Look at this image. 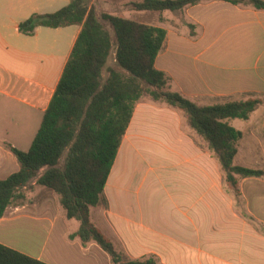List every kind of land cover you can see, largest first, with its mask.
I'll list each match as a JSON object with an SVG mask.
<instances>
[{
    "label": "crops",
    "instance_id": "crops-1",
    "mask_svg": "<svg viewBox=\"0 0 264 264\" xmlns=\"http://www.w3.org/2000/svg\"><path fill=\"white\" fill-rule=\"evenodd\" d=\"M116 1L118 12L115 0H108L105 9L109 14L166 30L155 66L170 77V90L199 106L263 101L244 120L237 156L245 138L262 146L264 50H256L264 44V11L216 0L183 11H163L161 23L160 12L125 6L140 0ZM69 2L0 0V179L19 169L5 144L25 151L19 141L30 145L32 140L30 135L20 137L21 128L12 132L10 124L28 123L33 117L39 127L81 30L80 25L37 27L32 35H25L18 25L32 14L53 13ZM175 12L179 13V26L198 31L169 29V13ZM225 30L229 34L221 33ZM153 123L155 132L149 140L157 145V152L150 159L153 185L147 194L142 191L143 179H135L136 166L125 174L119 154L133 147L132 139L145 136L141 132L145 124ZM135 149L132 160L139 153ZM209 159L212 161L207 162L206 151L190 140L177 110L138 102L100 201L90 210L91 221L131 259L154 257L158 264H264V243L259 242L264 236L253 227L239 225L247 220L234 210L235 198L223 197L221 169L210 155ZM48 206L8 207L0 218V243L48 264H112L96 243L83 244L79 238L69 237L78 229V221L69 227L66 218L55 217ZM24 220L34 221L41 235L35 251L15 240Z\"/></svg>",
    "mask_w": 264,
    "mask_h": 264
},
{
    "label": "trees",
    "instance_id": "trees-1",
    "mask_svg": "<svg viewBox=\"0 0 264 264\" xmlns=\"http://www.w3.org/2000/svg\"><path fill=\"white\" fill-rule=\"evenodd\" d=\"M210 1L216 0H140L130 5L135 11L161 13ZM218 1L264 11V0ZM70 25H80L81 30L30 147L23 151L5 144L19 169L0 179V218L8 207L30 203L34 186L46 188L56 196L64 217L79 222L71 239L96 243L113 264H158L154 257L122 261V253L90 218L137 103L149 97L183 114L219 165L225 189L237 199L239 180L264 178V168L235 164L242 131L230 120L249 119L260 100L199 106L170 90V77L155 66L166 30L105 12L98 16L90 0H70L56 12L32 14L19 23L18 30L32 35L37 27ZM241 214L252 220L249 214ZM0 264L48 263L0 243Z\"/></svg>",
    "mask_w": 264,
    "mask_h": 264
},
{
    "label": "rangeland",
    "instance_id": "rangeland-1",
    "mask_svg": "<svg viewBox=\"0 0 264 264\" xmlns=\"http://www.w3.org/2000/svg\"><path fill=\"white\" fill-rule=\"evenodd\" d=\"M122 2H123V0H122ZM131 2H133V1H131ZM131 2H127L125 4V6L132 9L131 5H130ZM107 3H108V0H90V4L94 6L98 16H100V14L104 13V12L108 13L105 9V8H108ZM117 7H118L117 1L115 0L114 8H115L116 12H118ZM161 14H162V12L159 13V18L161 16L159 21L161 23H164L163 19L165 17H163ZM178 18L180 19L178 12L169 13V29H173V30L178 29L180 31H185V33H189L191 31L193 32V31L197 30V28H194V27H181V26H179L178 25V22H179ZM173 26H178V27L172 28ZM221 33L229 34V31L225 30V32H221ZM226 36H228V35H226ZM260 50H264V44H262V47H259L256 51H260ZM109 65L110 66L114 65L112 60L110 61ZM103 76L104 77L106 76L105 72H103ZM141 101L149 103V104H153L155 106H164V105L159 104L157 102L151 101L149 99V97H145ZM262 103H263V101L260 100V104L258 105L257 109L260 107V105ZM178 113L181 116L183 129L185 131L189 132L190 140L193 141L197 147L206 151L207 162L212 161L211 159H209V153H208V150L206 148V144L202 141V139L200 137L195 135V133L190 128H188V123H187V120L184 117V115L181 114L180 112H178ZM0 116H3V111H1V110H0ZM11 117H14V116L11 115ZM36 122H37V120L35 118L31 117L30 121L28 123H22V122L12 123V126L10 124V127H11L12 132H15V128H21L22 130L20 129L21 131L19 132L20 137L26 138L27 136L30 135V139L32 138V140H33L35 133H36V129L38 127V124H36ZM230 124L234 128L242 131L244 124H245V121L242 119H234V120H230ZM145 126L146 127L143 128V130H141L142 134L145 135L144 136L145 138L144 137H142V138L138 137V138L132 139L133 147H136L137 150L135 148L131 147V148H129V151L127 153H125V152H122V150H123L122 149L121 150L122 153L119 154V157H121V156H123V157L121 158L119 164L123 163L122 169H124L125 174H126V172L128 173V171L131 170L135 165L136 166V173L134 174L135 179L137 182H139L143 179L142 191L143 192L146 191L147 194H149L150 188L153 185L152 174L149 172V166H150V161H151L150 159H151L152 154H156L157 145L155 143L151 144V142H150L151 140H149V136H151L155 132L154 129H152V126H154V123H153V125L145 124ZM247 129L249 130L250 127H248ZM146 136H148V137H146ZM32 140H31V142H32ZM260 141L262 143V146L258 147V146H255L256 143L252 139L245 138L243 143H242L244 145V147H242V150L238 154V156H237V154L235 156V159H234L235 164L248 166V167H252V168H264V140H263V138ZM26 142L27 141H24V142L19 141V145L22 146L23 149H25V150H27L31 145V143H30V145H27ZM134 149H135V151H137L139 153H137L138 156L134 157L135 159L133 158V160H132L131 156L134 155V151H133ZM34 187L35 188H33L32 193H30V197H31V201H32L31 203H28V204H30V206L32 204V207H34V208H43L42 206L47 204V205H49L48 208H52V210L55 211V217H58L59 214H60V216H64L63 210L59 207L57 198L52 191H50L49 189H44V188L39 187V186H34ZM225 188L226 187L224 185L223 176H222L223 197L225 196L226 198L229 199V201L230 200L232 201L235 197L232 195L231 191L226 190ZM238 188L240 191V196L237 199L235 198V201H236L235 206L236 207L235 206L234 207L236 209H234V208L233 209L238 213L239 216H240V214H239L240 211H243V212L249 214L250 216H252L251 221L247 220L246 222L239 223V225L253 227L256 232H259L264 236V178L241 179V180H239ZM238 218H240V217H238ZM66 220L67 219H65V222H67V226H69V227H71L74 222H77L76 220H67V221ZM33 222L34 221H31L28 223L27 220L20 222L19 226L17 228L18 231H17V234L15 236L16 237L15 240L17 241V243L21 247H23V248L27 247V248L33 249V251H35L38 249L37 245H38V242H39L41 235L38 231V227H35L33 225L34 224ZM259 242L264 243V238L260 239ZM128 259H131V258L127 254H124L122 252V261H126Z\"/></svg>",
    "mask_w": 264,
    "mask_h": 264
}]
</instances>
